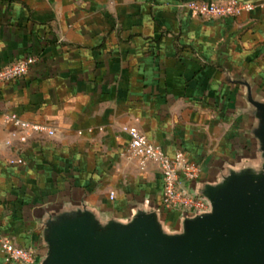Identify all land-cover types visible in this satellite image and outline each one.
<instances>
[{
	"label": "crops",
	"instance_id": "crops-1",
	"mask_svg": "<svg viewBox=\"0 0 264 264\" xmlns=\"http://www.w3.org/2000/svg\"><path fill=\"white\" fill-rule=\"evenodd\" d=\"M187 1L200 0H0V67L36 57L0 85V238L33 250L34 264L47 209L84 204L102 221L146 209L180 229L188 213L163 208L158 170L127 156L122 126L196 162L188 189L254 152L242 82L264 98V0H241L253 9L227 19L179 8ZM11 113L53 134L21 143Z\"/></svg>",
	"mask_w": 264,
	"mask_h": 264
},
{
	"label": "water",
	"instance_id": "water-1",
	"mask_svg": "<svg viewBox=\"0 0 264 264\" xmlns=\"http://www.w3.org/2000/svg\"><path fill=\"white\" fill-rule=\"evenodd\" d=\"M254 152L227 166L191 194L206 211L185 214L169 233L155 212L140 209L128 220L102 221L83 204L47 209L37 264H264V98L246 82Z\"/></svg>",
	"mask_w": 264,
	"mask_h": 264
},
{
	"label": "built area",
	"instance_id": "built-area-1",
	"mask_svg": "<svg viewBox=\"0 0 264 264\" xmlns=\"http://www.w3.org/2000/svg\"><path fill=\"white\" fill-rule=\"evenodd\" d=\"M179 8H187L199 17L227 19L235 18L242 12L251 11L253 6L241 0H200L182 2ZM35 62V56H28L1 66L0 85L21 78L27 74ZM4 119L13 126L11 136H18L21 143H25L35 133L53 134L46 126L22 120L14 113L5 115ZM121 131L128 137L127 156L135 159L141 169L147 163H153L156 166L162 181L161 202L165 210L188 214L207 210L206 202L194 197L187 187L200 177L201 170L196 162L187 158L181 151L172 157L168 156L135 128L122 126ZM7 144H10V141H7ZM23 163L20 158L9 161L11 165H22ZM110 198H113V195ZM0 252L7 264H34L35 262L33 250L22 248L6 237L0 238Z\"/></svg>",
	"mask_w": 264,
	"mask_h": 264
}]
</instances>
